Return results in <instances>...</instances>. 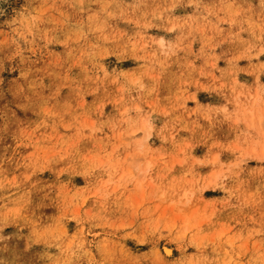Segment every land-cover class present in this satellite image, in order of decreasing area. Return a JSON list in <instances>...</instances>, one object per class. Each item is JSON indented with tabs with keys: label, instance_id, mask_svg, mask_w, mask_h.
I'll use <instances>...</instances> for the list:
<instances>
[{
	"label": "rangeland",
	"instance_id": "rangeland-1",
	"mask_svg": "<svg viewBox=\"0 0 264 264\" xmlns=\"http://www.w3.org/2000/svg\"><path fill=\"white\" fill-rule=\"evenodd\" d=\"M0 264H264V0H0Z\"/></svg>",
	"mask_w": 264,
	"mask_h": 264
},
{
	"label": "bare ground",
	"instance_id": "bare-ground-1",
	"mask_svg": "<svg viewBox=\"0 0 264 264\" xmlns=\"http://www.w3.org/2000/svg\"><path fill=\"white\" fill-rule=\"evenodd\" d=\"M165 253H166L167 255H171V250H169V249H165Z\"/></svg>",
	"mask_w": 264,
	"mask_h": 264
}]
</instances>
